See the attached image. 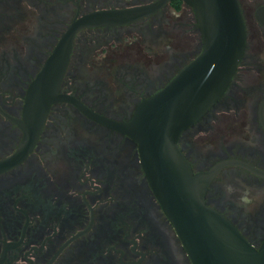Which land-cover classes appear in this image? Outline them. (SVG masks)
<instances>
[{
    "label": "flooded vegetation",
    "instance_id": "af4514ba",
    "mask_svg": "<svg viewBox=\"0 0 264 264\" xmlns=\"http://www.w3.org/2000/svg\"><path fill=\"white\" fill-rule=\"evenodd\" d=\"M150 1L34 0L52 14L46 25L23 0H0V264H193L136 143L79 107L128 121L142 99L201 50L193 11L188 22L180 20L188 5L176 10L168 2L130 23L78 30L58 88L74 101L52 102L35 139L25 138L26 131L36 133L24 124L27 92L70 22L92 10ZM238 3L245 43L236 70L177 145L193 173L223 163L204 201L258 248L264 200L248 211L224 190L231 183L264 191V0ZM182 30L189 41L181 40Z\"/></svg>",
    "mask_w": 264,
    "mask_h": 264
},
{
    "label": "water",
    "instance_id": "95a60500",
    "mask_svg": "<svg viewBox=\"0 0 264 264\" xmlns=\"http://www.w3.org/2000/svg\"><path fill=\"white\" fill-rule=\"evenodd\" d=\"M168 2L152 0L92 10L75 17L29 87L24 114L28 124H24L35 126L36 133L26 131L25 138L35 139L52 102L74 101L59 94L58 88L78 30L130 23L155 13ZM182 2L195 15L202 39L199 53L161 89L142 99L126 122L109 120L81 104L79 107L136 143L147 180L193 264H264V238L258 248L254 247L227 218L204 201L206 186L223 163L208 172L193 173L177 145L180 133L216 102L236 70L245 43L239 3L238 0Z\"/></svg>",
    "mask_w": 264,
    "mask_h": 264
},
{
    "label": "clouds",
    "instance_id": "9594fccd",
    "mask_svg": "<svg viewBox=\"0 0 264 264\" xmlns=\"http://www.w3.org/2000/svg\"><path fill=\"white\" fill-rule=\"evenodd\" d=\"M224 190L228 196L235 194L239 206L248 211H251L258 202L264 200V191L256 190L245 185L235 186L231 183H227L224 185Z\"/></svg>",
    "mask_w": 264,
    "mask_h": 264
},
{
    "label": "rangeland",
    "instance_id": "374dc122",
    "mask_svg": "<svg viewBox=\"0 0 264 264\" xmlns=\"http://www.w3.org/2000/svg\"><path fill=\"white\" fill-rule=\"evenodd\" d=\"M25 3H24V5L25 6H28V7H33V9L34 10H36L37 11V15H43V20L45 21L44 22V24H46V25H50V22H51V18H52V14H50L49 15V13H46L43 9H41V8H39V6H37V4H35V5H32V2L34 1V0H23ZM15 14V18H14V20H18V19H20L21 18V12H20V9L19 8H16V12H14ZM35 13H33V15H34ZM61 13H58L57 15H60ZM29 16H31V13H28V12H26V14H25V17H29ZM180 20L181 21H183V22H188L187 20H188V17L190 18V16H192V18H193V14H192V10H191V8L190 7H188L187 8V6H185V7H182V11H181V14H180ZM54 22H59V17H55V19H54ZM32 28V27H31ZM31 30V29H30ZM53 30H55V28L53 27ZM189 33H186V32H184L183 30H182V34H181V40H183V39H185V40H188L189 41V39H188V37H189V35H188ZM194 35H195V37L196 36H198L197 35V32H196V30H194ZM186 37V38H185ZM190 43H191V41H190ZM184 48V47H183ZM197 53V52H196ZM168 55V54H167ZM167 55H163V57H160V60L163 58V60H166L165 58H167ZM195 55V53H192V56H194ZM163 61H160V64L162 63Z\"/></svg>",
    "mask_w": 264,
    "mask_h": 264
},
{
    "label": "trees",
    "instance_id": "16d2710c",
    "mask_svg": "<svg viewBox=\"0 0 264 264\" xmlns=\"http://www.w3.org/2000/svg\"><path fill=\"white\" fill-rule=\"evenodd\" d=\"M170 5L173 6L176 10L181 8L182 0H170Z\"/></svg>",
    "mask_w": 264,
    "mask_h": 264
}]
</instances>
